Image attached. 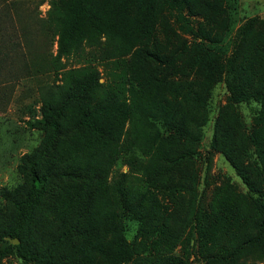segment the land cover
Returning a JSON list of instances; mask_svg holds the SVG:
<instances>
[{
  "label": "trees",
  "instance_id": "obj_1",
  "mask_svg": "<svg viewBox=\"0 0 264 264\" xmlns=\"http://www.w3.org/2000/svg\"><path fill=\"white\" fill-rule=\"evenodd\" d=\"M225 4L226 0H58L56 54L49 59L32 49L35 21L17 0H0V103L4 106L10 103L15 84L23 77L58 72L61 59L76 51L86 38L91 41L102 35L110 44V51L124 50L132 41L151 37L155 13L167 7L176 11L183 33L205 39L204 34L194 31L183 15L184 9L191 14H203L210 22L226 28L230 13ZM217 11L223 19L215 17ZM255 22L251 18L237 29L240 41L251 35ZM205 40L212 42L211 45L197 43L196 52L188 53V66L202 70L206 84L203 98L192 93L180 99L179 94L166 95L165 76L154 70L150 72L143 61L149 60V56L153 61L163 62L170 55L162 57L142 49L132 54L133 73L138 74L129 95L121 90L104 89L98 73L90 68L69 73L59 85L55 81L40 89V115L29 127L43 133V138L37 148L20 159L23 185L13 191L2 190L3 197L14 205V214L8 225L0 229V243L5 244L0 247V259L12 254L23 264H65L57 252L71 237L82 236L78 250L87 264H93L94 251L103 264H150L146 257L133 259L134 249L117 223L114 203L108 194V177L119 159L126 126L134 152L146 151L156 166L163 161L173 170L190 158L188 151L177 154V147L194 140L186 133L187 115L191 110L204 108L203 100L214 84L223 82L232 105L262 99L257 90L250 91L248 71L237 63L238 50L225 58L224 51L212 46V39ZM261 48L264 53V46ZM259 86L264 90V77ZM174 90L179 93L181 85H174ZM161 129L168 135L162 134ZM246 142L253 149L260 189L232 161L228 142L221 145L215 142L214 147L248 187L251 194L247 203L252 216L243 228L238 227L226 248L205 257V264H239L249 250L264 249V140L249 134ZM150 173L146 169L147 176ZM56 180L68 183L48 209L57 222L55 234L39 237L38 215L50 185ZM119 197L121 208L131 215L138 214V205L129 207L124 196ZM154 201L151 200L152 213L154 208L161 213L162 207ZM229 215L222 220L221 236L231 235ZM107 236H111V241L105 246ZM5 238L17 240L18 244H7ZM156 264H186V261L171 256Z\"/></svg>",
  "mask_w": 264,
  "mask_h": 264
},
{
  "label": "rangeland",
  "instance_id": "obj_2",
  "mask_svg": "<svg viewBox=\"0 0 264 264\" xmlns=\"http://www.w3.org/2000/svg\"><path fill=\"white\" fill-rule=\"evenodd\" d=\"M17 1L36 23L32 49L53 58L59 33L55 12L58 0ZM225 7L230 13V24L226 28L218 22H210L203 14H191L187 9L183 15L189 19L196 33L201 32L205 39H212V46L224 51L225 58L232 57L238 50L237 63L248 71L250 91L257 90L262 99L232 105L223 82L214 84L203 100L204 108L191 110L187 115L186 133L194 140L177 147V154L188 151L190 158L173 170L163 161L156 166L146 151L143 154L134 152L126 126L119 159L108 177V194L114 203L117 223L123 227L134 249L135 261L146 257L150 264H156L172 256L184 259L186 264H205V257L226 248L238 227L243 228L252 216L247 203L251 194L248 187L214 145L215 142L221 145L227 141L232 161L242 167L256 189L261 188L253 149L246 138L254 134L264 140V90L259 86L264 77L261 48L264 46V0H226ZM219 12L214 14L221 20L223 15ZM251 18L256 19L252 33L240 41L237 29ZM205 39L200 35L196 38L183 33L176 11L165 7L155 13L154 30L147 39H137L124 50L112 52L104 36L91 41L86 38L76 51L61 59L58 72L20 79L15 84L10 103L7 106L0 103V229L8 225L14 214V205L3 197L2 190L13 191L23 185L25 180L19 170L20 159L37 148L43 138V133L29 127V123L40 115V89L51 86L55 81L61 84L71 72L90 68L98 73L99 83L104 89L121 90L129 95L131 83L138 74L133 73L132 54L142 49L162 57L170 55L169 59H162L163 62L153 61L149 56V60L143 61L150 72L154 70L165 76L166 95L179 94L180 99L192 93L203 98L201 95H205L202 92L206 90V84L202 70L188 66V53L196 52L197 43L211 45L212 42ZM176 84L181 85L179 93L174 90ZM160 132L168 135L164 129ZM146 169L152 174L147 176ZM67 183L56 180L50 185L38 215L36 231L39 237L55 234L57 222L48 209ZM120 195L124 196L129 207L139 206L137 215L121 208ZM153 199L154 204L162 207L161 213L155 208L152 213ZM227 213L232 216L229 225L231 235L221 236L219 231ZM83 239L82 236L71 237L56 255L65 264H87L78 250ZM110 241L111 236H107L105 246ZM5 242L14 244L9 238H5ZM4 245L0 243V247ZM92 259L93 264H103L95 251ZM0 264L23 263L9 254L0 259ZM239 264H264V249L249 250Z\"/></svg>",
  "mask_w": 264,
  "mask_h": 264
},
{
  "label": "water",
  "instance_id": "obj_3",
  "mask_svg": "<svg viewBox=\"0 0 264 264\" xmlns=\"http://www.w3.org/2000/svg\"><path fill=\"white\" fill-rule=\"evenodd\" d=\"M13 243H14V244H18V241H17V240H13Z\"/></svg>",
  "mask_w": 264,
  "mask_h": 264
}]
</instances>
